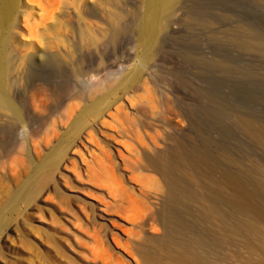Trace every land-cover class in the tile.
Listing matches in <instances>:
<instances>
[{
  "label": "rangeland",
  "instance_id": "obj_1",
  "mask_svg": "<svg viewBox=\"0 0 264 264\" xmlns=\"http://www.w3.org/2000/svg\"><path fill=\"white\" fill-rule=\"evenodd\" d=\"M144 1L121 0L129 11L123 20L128 30L113 42L104 38L93 48L85 47L69 26L59 28L64 36L59 47L73 50L83 83L74 82L77 79L70 78L65 66L52 67L56 76L51 72L49 80L23 85L15 96L27 126L15 130L10 146L4 144L6 135L0 134V264H135L131 250L136 253L146 236L157 242L150 247L159 248L162 259L174 255L179 245L162 240L163 230L157 224L156 210L165 190L159 179L155 176L158 186L142 188L149 199L159 201L140 214L137 225L131 215L112 208L107 183L92 171L99 149L106 151L112 166H105L122 173L125 184L136 185V190L144 179L140 178L144 154L166 144L171 150L182 148H176L178 154L193 151L206 157L193 174L176 171L203 198L195 195L173 205L183 223L175 238L181 243L200 238L203 245L192 251L204 257V264H264V139L244 125L251 121L264 129V0H179L151 46L153 55L146 59L142 76L108 94L109 108L101 118L84 117L85 125L95 128L94 135L83 144L85 150L73 147L83 138V131L72 136L74 117L91 100L105 96L106 85L144 60L146 40L139 30ZM69 3L58 0L55 17ZM22 4L28 6L26 0H20ZM70 20L65 18L66 24L75 23ZM7 24L1 16V34ZM22 24L19 21L17 42L35 43L37 37L28 39ZM54 83L66 89L61 98L52 91ZM88 90L96 91L89 96ZM69 139L73 141L64 157L67 167H59L44 192L30 201L16 199L33 175V165L45 160L58 141ZM31 142L38 146L36 155ZM71 163L76 164L75 172L82 173L80 178L72 175ZM227 175L250 192L246 200H236ZM214 201L220 210L203 209Z\"/></svg>",
  "mask_w": 264,
  "mask_h": 264
},
{
  "label": "bare ground",
  "instance_id": "obj_2",
  "mask_svg": "<svg viewBox=\"0 0 264 264\" xmlns=\"http://www.w3.org/2000/svg\"><path fill=\"white\" fill-rule=\"evenodd\" d=\"M57 1L55 3H50V0H26L28 6H25L23 4L20 5V0H0V17L2 16L8 22L7 27L2 30V34L0 32V134L4 133L6 135L8 140H6L7 142L4 141V144L7 146H10L9 143L14 139L15 130H17V128L23 129L27 126L23 107L15 97L16 95H19V90L23 85H27L35 80H49L51 75L56 76L57 73L53 72L52 67L65 66L66 69L70 70V78L73 77L74 79H77L73 80L72 78L74 82L78 81V79H80L79 76L81 77V75L84 74L79 68H77L78 62L73 58V50L64 51L62 47H59L64 39L61 38L64 36L60 35L61 33L59 32L60 27L69 26L72 35L76 34L85 47L92 48L104 38L107 39V41L113 42L121 33L126 29L128 30L123 23V20L128 15L127 12L129 11L126 8L127 12L124 10V5L121 0H70L69 4L61 7L63 12L61 14L59 13L60 16L55 17V12L60 11L59 9L62 5L59 2L60 6H58ZM178 1L179 0L144 1V14L139 23V30H141L146 40L143 54L144 60L140 61L139 64L128 74L115 78L113 85H106L105 88L107 94L105 96L91 100L88 106H84L75 117L73 116L74 119L72 121L74 122L71 126L72 136L75 138L76 135L83 131L82 140L73 145L74 148L80 146L84 149L85 147L83 144H86L85 142H87V140H91L94 135L93 132L95 128L93 129L90 126H86L84 117L98 116L97 119L99 117L101 118V114H103L105 108L108 107V94L114 88L116 89V87L125 88L128 83H133L142 76L146 59L153 55L151 46L157 43L160 34L165 30L176 5L179 4ZM33 3L36 4L35 7L31 5ZM67 17L71 18L70 21H72V18L75 19V23L66 24L65 18ZM89 19L91 22H87ZM19 21L23 23L22 25L24 29H26L28 39L29 37H37L39 39L36 38V42H38L37 45L39 46L33 41H29L28 43L24 42L25 44L17 42ZM38 31L40 32L38 33ZM66 31L69 30L66 29ZM70 32L69 36L71 38L72 36ZM46 34L51 36L48 37L49 35L47 36ZM66 38L67 37H65V39ZM68 39L69 38H67V40ZM68 45L70 44L68 43ZM40 71L43 72L41 73ZM51 72L53 73L51 74ZM43 73L46 75H43ZM82 81L80 79V83H83ZM52 91L57 98H61L66 93V89L63 87L62 83H54ZM94 91L88 90V95H93ZM244 125L252 134L260 135L264 139V129L254 127L251 121L245 122ZM25 135L27 134H24V136ZM25 138L26 137H24V140L27 141V138ZM141 140H137L138 146L141 145ZM72 141L73 139L58 141L53 149L49 151L45 160L38 164L33 163V175H31L21 186V189L16 194V199L19 198L20 200L22 199L27 202L44 192L48 183L54 180L55 171L59 167H63L64 169L67 167H65L66 160L64 157L65 154H67L66 152L68 149L71 147ZM30 146L35 155L38 154V146L36 143L32 144L31 142ZM163 146L164 148L161 150H154L155 152L144 154V166L141 167L143 168L142 171L139 168L144 175L142 176L141 173H138L141 175L140 178L143 177L144 179H142L140 183H137L139 185L136 190H134L136 185L130 183L125 184L121 177L122 173L119 174L113 169V167L108 166L107 168L105 166L111 164V155L108 156L105 149V152H101L99 149L101 155L97 159L95 169H92L93 175L97 178H100V175L103 176L101 180L107 183L105 193L108 196L112 208L118 212L120 211L121 213H128L131 215L137 225H140V222L142 221L140 214L149 210L150 205L152 208H154V206L156 207V204H158L157 202L159 201L158 198L149 199L148 196L145 195L146 191L142 188L145 185L158 186L159 182L157 180L159 179L165 189L163 191L164 196L162 197V200H160V208L156 210L158 215L157 224L163 230V236L161 239L179 245V251L175 252L174 255L168 256V258L162 259L158 253L159 248L150 247L151 244L157 242L153 238L146 236L144 239L142 238L143 242H141L138 247L136 246V253L134 252V249L131 250L135 254L131 257L135 259V264H204V257L200 256L196 251H192L193 246H200L202 244L200 238H194L193 240L190 239L183 241L182 243L180 239L178 240V238H175L176 233L182 232L183 223L173 208V205L179 203L181 199H191L195 195L200 199L203 198L202 193L195 190L196 188L189 184V182L183 180L181 176L179 177V174L177 175L176 171H183L188 175L191 173L193 174L194 167H200V165L205 162L206 157L203 153L193 151H185L178 154L176 148H182L174 147L175 149L171 150L170 145L166 144ZM74 164L71 163L70 165L72 168V175L74 177H77L78 174L81 176L82 173L75 172L76 164ZM79 176L78 178H80ZM155 176L158 179H156ZM226 178L234 186L236 200H246L249 197L250 192L248 193V191L245 190L240 180L229 175H227ZM102 184L103 183L100 185ZM15 203L11 206V209L16 206ZM79 209L83 210L84 208L80 207ZM203 209L212 211L220 210L218 203L215 201L204 206ZM84 217L87 219V214ZM131 251L129 252L131 253Z\"/></svg>",
  "mask_w": 264,
  "mask_h": 264
}]
</instances>
